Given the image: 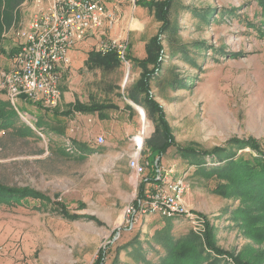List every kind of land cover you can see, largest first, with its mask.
Here are the masks:
<instances>
[{
  "label": "rangeland",
  "instance_id": "374dc122",
  "mask_svg": "<svg viewBox=\"0 0 264 264\" xmlns=\"http://www.w3.org/2000/svg\"><path fill=\"white\" fill-rule=\"evenodd\" d=\"M132 4L127 6L134 11ZM33 7L34 0H25L5 33L0 50L5 69L13 62L20 30ZM141 8L143 21L134 16L123 37L110 38L112 30L106 29L99 41L91 38L80 49L86 58L112 39L128 44L129 69L121 65L91 73L98 91H89L94 95L90 100L102 106L105 118L89 115L92 122L84 126L78 120L82 129L72 133L73 118L63 116L60 106L50 111L20 100L46 139L30 127L33 133L27 140L13 143L0 131V183L45 198L19 206L0 204V264H97L104 252L105 264H158L166 251L156 245V237L169 232L178 240L195 233L203 242L205 222L230 259L264 264V205L245 196L218 194L216 189L226 190L230 180L199 174L179 154L180 149L210 151L248 138L259 140L264 149V11L254 0L173 1L171 30L159 39L165 53L163 71L150 89L175 145L153 158L145 141L155 123L147 108L126 98L127 88L142 71L136 60L146 57L147 44L161 28L152 11ZM100 129L105 142L97 146ZM142 131L144 145L137 151L133 140ZM78 144H90L96 152L84 155ZM135 156L146 168L137 182L129 166ZM206 163L213 166L207 157ZM157 165L162 186L185 179L187 214L171 219L147 209L134 212L140 185ZM153 190L154 184L146 185V195Z\"/></svg>",
  "mask_w": 264,
  "mask_h": 264
},
{
  "label": "trees",
  "instance_id": "16d2710c",
  "mask_svg": "<svg viewBox=\"0 0 264 264\" xmlns=\"http://www.w3.org/2000/svg\"><path fill=\"white\" fill-rule=\"evenodd\" d=\"M173 1L165 0L160 2L152 0L149 4L146 1L143 3L144 6H147L152 11L154 18L161 23V28L159 35L151 39L149 44H147L146 57L136 60L142 69L139 80L133 86L127 88L126 98L144 109L147 108L150 119L155 123L154 133L145 141L150 156L153 158H161L170 147L175 145L169 126L165 121L163 109L155 103L150 89L152 81L156 80L163 71L165 53L159 39L161 36H166L171 30L170 12ZM254 1L264 11V0ZM24 2L25 0H0V50H3V42L6 38L5 33L14 26L15 14ZM88 61L105 67L107 71L113 70L121 64L115 53L102 55L91 51ZM101 109L102 106L97 103L90 108L80 103L73 107V111L82 113H93V111ZM21 122V118L14 107L0 95V131H3L4 136L2 138L13 143L27 140L26 137L32 135L33 132L27 125L17 128ZM234 145L236 150L233 151ZM77 146L84 155H91L96 152V148L91 145L78 144ZM246 149H250V153L244 152ZM238 151H242L241 155H239ZM179 152L186 160V163L194 166L199 174L206 176L216 175L222 179L230 180L229 186L224 188L226 190L218 191L216 189L218 194L223 196L233 194L234 197L245 196L247 199H252L254 202L264 205V149L259 140L254 138L234 140L226 144L225 148H214L210 151L187 148L180 149ZM206 157L210 159L213 166L207 165ZM159 164H161V159ZM158 166L160 165L156 166L153 176L142 181L140 185L138 199L133 205L137 212L140 210V201L146 198V185H155L159 182L157 179ZM30 199L45 200L40 194L29 189L8 187L0 183V204L19 206L24 205ZM177 217L180 216H175L173 219ZM205 224L206 232L203 242L195 233H190L178 240H175L169 232L164 233L161 237H156V245L159 247L163 246L166 251L158 264H230L227 262L246 264L242 263L240 258L230 259L231 255L217 246L210 224L206 222ZM105 257L106 253L104 252L97 264H105ZM149 264L156 263L149 262Z\"/></svg>",
  "mask_w": 264,
  "mask_h": 264
},
{
  "label": "built area",
  "instance_id": "2783aa9c",
  "mask_svg": "<svg viewBox=\"0 0 264 264\" xmlns=\"http://www.w3.org/2000/svg\"><path fill=\"white\" fill-rule=\"evenodd\" d=\"M117 18L104 0H34L31 14L20 30L12 64L8 69L0 66V95L5 96L21 120L44 140V133L37 129L18 101L44 110L56 109L62 100L61 76L72 64L71 50L97 32L113 30ZM97 52L102 55L115 53L121 65L130 68L128 44L120 38L99 46ZM144 134V131L139 132L133 140L137 151L144 145ZM104 142L103 136L97 137V145ZM129 166L137 182L146 168L139 156L133 157ZM162 182L156 183L154 190L140 201L139 211L147 209L165 218L187 214L183 207L187 191L185 179L164 186Z\"/></svg>",
  "mask_w": 264,
  "mask_h": 264
},
{
  "label": "crops",
  "instance_id": "0c3cea01",
  "mask_svg": "<svg viewBox=\"0 0 264 264\" xmlns=\"http://www.w3.org/2000/svg\"><path fill=\"white\" fill-rule=\"evenodd\" d=\"M46 1H48V0H46ZM132 1H133L132 9H134V11L133 10L131 11L130 10L131 7L127 6ZM144 2H145V0H138L137 3L135 2V0H104V3L108 9L115 10L118 13L117 23L115 24V26L111 32L110 38H114V37H117L119 35H120V37H123L124 35H121L122 30H124L123 28H125L126 25H130L131 23H133L134 19L143 21L142 17L143 16L145 17V13L143 12L144 8H141V7H145L143 4ZM130 15H131V17H130ZM134 16H135V18L133 19ZM102 36H105V32L104 33L102 31L97 32L94 35V37H90V38L86 39L87 40L86 42L81 43L80 48L78 47L80 45L77 46L78 49L76 48V50H75L76 52L74 53V54H76V56L71 55V59H72L71 67L63 72L61 79H60L59 89L62 93V100H61L59 106L61 109V114L63 116L73 118L70 121V125L72 126V129H71L72 133H73L74 129L76 131L82 129V126L80 124H78V120H80L81 124H84V126L85 125L88 126L89 122L90 123L92 122V120H88V119H90L89 115L97 114V116L99 115L98 117L105 118V116L100 115L103 112L102 109L93 111V113H90V112H83L82 113V112L73 111V107L77 103L83 104L87 108L93 107L96 103V102L91 103V100H90L92 98V96H94V95L90 94L89 91H98L96 89L97 88V83H96L97 79L91 78V73L97 72V70H100V69L105 70V67L95 65V63L92 64L91 62H89L88 61L89 60V54L85 58L84 56L81 55L80 49L83 48L84 46L86 47V45L89 43V41L93 40L91 38H94V39L99 41L102 38ZM120 66H121V64H120ZM120 66H118V67H120ZM118 67H116V68H118ZM122 67H123V65H122ZM113 70H110V71H113ZM93 76H95V75L93 74ZM91 80L95 83V86L93 83H91L92 82ZM85 91H87V92L85 93ZM84 119H86V120H84ZM99 132H101V133H99L94 139L95 143H96L97 137L102 136V133H103L102 130ZM84 143H86V142H84ZM86 145H90V144H86ZM96 145H97V143H96ZM97 146H99V145H97ZM76 147H77L78 152H80V148L78 146H76Z\"/></svg>",
  "mask_w": 264,
  "mask_h": 264
}]
</instances>
